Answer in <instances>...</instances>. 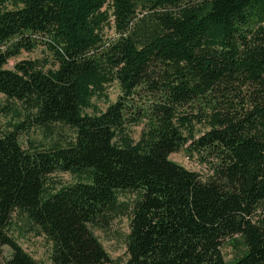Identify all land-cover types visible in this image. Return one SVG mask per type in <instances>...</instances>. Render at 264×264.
Here are the masks:
<instances>
[{
    "label": "trees",
    "instance_id": "trees-1",
    "mask_svg": "<svg viewBox=\"0 0 264 264\" xmlns=\"http://www.w3.org/2000/svg\"><path fill=\"white\" fill-rule=\"evenodd\" d=\"M36 42L50 67L6 65ZM0 92L22 108L0 128V264H40L10 233L14 212L49 264H110L93 228L123 209L120 264H264V0H0ZM27 126L41 137L23 145ZM225 239L240 245L228 260Z\"/></svg>",
    "mask_w": 264,
    "mask_h": 264
},
{
    "label": "rangeland",
    "instance_id": "rangeland-1",
    "mask_svg": "<svg viewBox=\"0 0 264 264\" xmlns=\"http://www.w3.org/2000/svg\"><path fill=\"white\" fill-rule=\"evenodd\" d=\"M112 34L111 27L103 28V37ZM20 58H33L37 61V65L46 69L52 65L51 56L49 51L44 47L42 43L36 42L31 50H20L19 53L13 57L8 58L6 65L11 66L13 61ZM105 95L100 97H92L91 101L98 107L102 108L107 101H111L118 93V87L115 82L106 84L103 89ZM19 109L22 111L20 104L11 98H6L0 92V128L6 125L7 121H17L22 114H14V110ZM90 111V107L87 108ZM140 129V125H131L129 131L133 138H136ZM58 131L61 133H70V129L66 126H57L55 131H52V136L56 137ZM40 128L27 126L20 129L18 132V138L21 143L25 145L26 137L38 138L40 136ZM168 157L189 169H193L200 174H203L206 169L204 164L199 163L194 155L188 156L184 150L178 149L168 154ZM50 177L60 180L61 182H67L74 180V176L68 172L57 171L50 174ZM119 196L124 199H130L133 197V193L130 191L120 192ZM10 233L20 244V246L32 255L40 264H49L48 261V246L49 241L36 229L33 224H30L28 220L24 218L22 213H12V222L10 226ZM127 230V214L123 209V212L118 210L113 216L100 227H94L93 232L102 243L108 256L111 258L110 264H120L124 258V233ZM239 242L232 244L229 239H225L221 245V253L224 259L228 260L238 254ZM7 250L4 248L2 253L5 255Z\"/></svg>",
    "mask_w": 264,
    "mask_h": 264
}]
</instances>
